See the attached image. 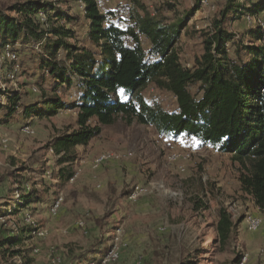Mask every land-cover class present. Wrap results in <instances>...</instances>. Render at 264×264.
Returning a JSON list of instances; mask_svg holds the SVG:
<instances>
[{
  "label": "rangeland",
  "instance_id": "374dc122",
  "mask_svg": "<svg viewBox=\"0 0 264 264\" xmlns=\"http://www.w3.org/2000/svg\"><path fill=\"white\" fill-rule=\"evenodd\" d=\"M109 1L110 8L117 9L111 11L116 13L115 23L126 27L123 20L130 0ZM138 1L152 14L161 13L165 24L177 23L192 12L176 44L187 68L202 53L201 35L223 3L203 0L195 8V0ZM27 2L48 3L80 17L74 31L78 41L84 40L77 0H0V12L16 16L9 8ZM259 17L264 21V12ZM258 25L264 40V23L253 18L243 17L229 30L237 41L249 45ZM142 46L148 50L144 39ZM26 51H18L16 60L0 53V104H7L11 92L20 94L21 104L40 100L42 90L31 75L33 61ZM77 95L73 88L63 101L75 104ZM141 95L166 110L177 107L171 94L151 84ZM75 119L71 108L43 119L24 118L19 108L12 120L0 123V210L13 205L16 191L20 195L39 192L42 198L0 218V240L27 232L20 247L0 249V264H181L188 260L191 264H264V211L240 192L239 167L228 154L194 138L161 136L150 126L127 125L119 118L101 127L87 146L74 149L78 156L71 166L74 176L61 185L57 158L48 144L74 129ZM107 155L108 159L100 160ZM58 198L61 202L52 213ZM197 203L204 209H195ZM220 210L236 225L225 244L215 229ZM29 214L36 235H28V228L33 231L24 222ZM255 219L258 225L253 229ZM18 250L21 255L10 256ZM111 252L117 255L115 261L108 260Z\"/></svg>",
  "mask_w": 264,
  "mask_h": 264
},
{
  "label": "trees",
  "instance_id": "16d2710c",
  "mask_svg": "<svg viewBox=\"0 0 264 264\" xmlns=\"http://www.w3.org/2000/svg\"><path fill=\"white\" fill-rule=\"evenodd\" d=\"M77 1L82 5L86 34L81 41L74 31L81 18L51 4L27 2L10 7L16 16L0 12V49L8 46L17 57L18 51L27 50L33 61L31 75L42 90L40 100L33 103L21 104L20 94H7V104H0V123L12 120L19 108L24 118L54 117L65 108L76 112L74 129L48 144L57 158L56 176L61 185L74 176L71 166L78 159L74 149L87 146L99 136L101 127L111 126L119 118L127 125L150 126L161 136L194 138L230 156L239 167L240 192L264 211L262 27L251 32L249 45L237 41L229 30L243 17L264 23L259 17L264 0H223L209 29L201 35L202 53L190 68L181 63L176 44L192 12L177 23L165 24L161 13L152 14L138 0H130L123 20L127 26L122 28L114 21L115 12L101 13L95 0ZM201 1L195 0V8ZM142 39L148 43L147 51ZM149 84L171 94L176 109L166 110L156 100H145L141 92ZM73 88L78 91L77 102L68 105L63 97ZM41 199L39 192L19 193L8 210H0V218ZM203 207L195 205V209ZM235 227L230 215L220 210L215 229L223 244ZM20 233L1 239L0 249L20 247L27 232ZM18 255L19 250L10 254Z\"/></svg>",
  "mask_w": 264,
  "mask_h": 264
},
{
  "label": "bare ground",
  "instance_id": "6f19581e",
  "mask_svg": "<svg viewBox=\"0 0 264 264\" xmlns=\"http://www.w3.org/2000/svg\"><path fill=\"white\" fill-rule=\"evenodd\" d=\"M40 20L43 22L44 21V18L43 16H39ZM46 18V17H45ZM0 53H4L7 57H9L10 59H13V60H16V55L11 51L9 50L8 48H5L3 49ZM109 156H102L100 158L101 161L103 160H106L108 159ZM15 198H19V193H17V191L15 192ZM61 202V199L58 198L57 201L54 203V206H53V209H52V213H54V211L56 210V208H58V205L59 203ZM252 221H255V222H252V228H257V225H258V221L255 220H252ZM25 224L28 225L29 227H31L33 229V231L31 232L32 235H36L38 234V232H36V230L34 229L35 227V223L33 221V219L31 218L30 214L25 216V220H24ZM18 232V231H17ZM18 234V233H17ZM108 255V254H107ZM117 259V255L115 254L114 255V252H111L108 256V260H111V261H115Z\"/></svg>",
  "mask_w": 264,
  "mask_h": 264
},
{
  "label": "crops",
  "instance_id": "0c3cea01",
  "mask_svg": "<svg viewBox=\"0 0 264 264\" xmlns=\"http://www.w3.org/2000/svg\"><path fill=\"white\" fill-rule=\"evenodd\" d=\"M110 4H112V3L110 2ZM110 4H109V5H107V6H106V9H104L103 11H106V12H107V11H108V12H111V11H116V10H117V9H116V10H113V9H112V7L110 8V6H111ZM79 6H80V8L82 9V5H81V3H80V5H79ZM99 10H100V8H99ZM100 12H101V13H103L101 10H100ZM80 15H81V17H82V13H81V12H80ZM114 21H115V20H114ZM120 24H121V23H118V26H120ZM120 27H121V26H120ZM83 33H84V36H86V34H85L84 30H83Z\"/></svg>",
  "mask_w": 264,
  "mask_h": 264
},
{
  "label": "built area",
  "instance_id": "2783aa9c",
  "mask_svg": "<svg viewBox=\"0 0 264 264\" xmlns=\"http://www.w3.org/2000/svg\"><path fill=\"white\" fill-rule=\"evenodd\" d=\"M109 4H110L109 0H101V2H97V6L98 8H100V10H102L103 8H106V6Z\"/></svg>",
  "mask_w": 264,
  "mask_h": 264
}]
</instances>
